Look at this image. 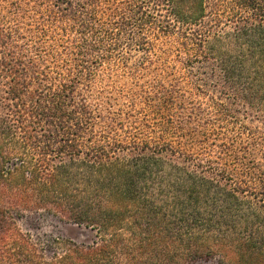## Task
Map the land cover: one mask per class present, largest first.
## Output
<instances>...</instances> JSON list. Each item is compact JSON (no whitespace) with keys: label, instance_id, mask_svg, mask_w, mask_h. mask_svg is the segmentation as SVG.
I'll return each mask as SVG.
<instances>
[{"label":"trees","instance_id":"obj_1","mask_svg":"<svg viewBox=\"0 0 264 264\" xmlns=\"http://www.w3.org/2000/svg\"><path fill=\"white\" fill-rule=\"evenodd\" d=\"M144 30L173 40L147 104L176 140L97 131L113 56L146 52ZM195 96L264 114V0H0V264H264V161L201 157Z\"/></svg>","mask_w":264,"mask_h":264},{"label":"rangeland","instance_id":"obj_2","mask_svg":"<svg viewBox=\"0 0 264 264\" xmlns=\"http://www.w3.org/2000/svg\"><path fill=\"white\" fill-rule=\"evenodd\" d=\"M226 30L227 25L219 29L221 32ZM143 33H146L148 45L146 52L133 45L131 49L122 48L118 53L119 56H113L112 64H110L112 75H108L107 81L103 80L104 84L100 88L105 101L97 103L99 107L96 111L101 113V118L97 119L99 121L97 131L119 139H124L130 132L144 139H155L164 135L166 139L176 140L179 133L173 129V126H170L169 128H172L164 134L165 127L161 123V121L173 120L168 119L164 112H159L153 103L147 104L159 97L153 85L160 77L162 69L165 68L163 59L174 50L173 40L156 36L152 30H144ZM67 39L63 38L64 44H67ZM124 60L125 66L122 65ZM168 62L171 64L170 61ZM101 71L103 68L99 69V72ZM224 103H212L207 96H195L193 104L197 114L194 120L197 123L194 131L195 149L201 157L219 155L222 159L218 160L219 163H224L225 166L227 154L241 155L242 145L247 144L249 157L257 163H262L264 161L261 146L264 142V114L256 110L245 112L242 105H230L228 101ZM228 108L233 112H228ZM252 138L259 143L255 147L252 146ZM17 226L22 230H35L32 232L35 236L48 233L80 241L88 240L93 235L92 232L81 227L59 223L52 219H40L37 223L27 219L18 222ZM192 264L221 263L218 258H214Z\"/></svg>","mask_w":264,"mask_h":264}]
</instances>
